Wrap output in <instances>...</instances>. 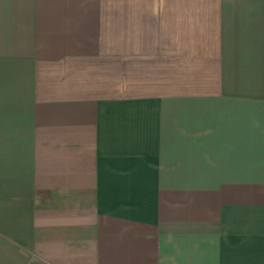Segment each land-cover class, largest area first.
Wrapping results in <instances>:
<instances>
[{
  "label": "crops",
  "instance_id": "0c3cea01",
  "mask_svg": "<svg viewBox=\"0 0 264 264\" xmlns=\"http://www.w3.org/2000/svg\"><path fill=\"white\" fill-rule=\"evenodd\" d=\"M0 264H264V0H0Z\"/></svg>",
  "mask_w": 264,
  "mask_h": 264
}]
</instances>
